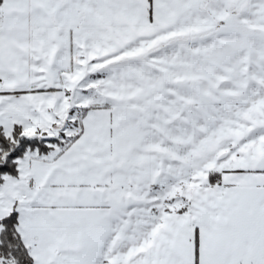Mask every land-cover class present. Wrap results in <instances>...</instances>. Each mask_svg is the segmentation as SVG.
<instances>
[{
  "label": "snow or ice",
  "instance_id": "6c2138e0",
  "mask_svg": "<svg viewBox=\"0 0 264 264\" xmlns=\"http://www.w3.org/2000/svg\"><path fill=\"white\" fill-rule=\"evenodd\" d=\"M0 264H264V0H0Z\"/></svg>",
  "mask_w": 264,
  "mask_h": 264
}]
</instances>
